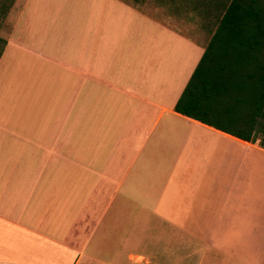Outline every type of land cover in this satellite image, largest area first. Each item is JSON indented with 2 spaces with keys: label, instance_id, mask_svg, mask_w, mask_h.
Returning a JSON list of instances; mask_svg holds the SVG:
<instances>
[{
  "label": "crops",
  "instance_id": "1",
  "mask_svg": "<svg viewBox=\"0 0 264 264\" xmlns=\"http://www.w3.org/2000/svg\"><path fill=\"white\" fill-rule=\"evenodd\" d=\"M214 1L23 0L0 54V264H264V149L174 111Z\"/></svg>",
  "mask_w": 264,
  "mask_h": 264
},
{
  "label": "trees",
  "instance_id": "2",
  "mask_svg": "<svg viewBox=\"0 0 264 264\" xmlns=\"http://www.w3.org/2000/svg\"><path fill=\"white\" fill-rule=\"evenodd\" d=\"M214 9V33L174 111L264 149V0Z\"/></svg>",
  "mask_w": 264,
  "mask_h": 264
},
{
  "label": "rangeland",
  "instance_id": "3",
  "mask_svg": "<svg viewBox=\"0 0 264 264\" xmlns=\"http://www.w3.org/2000/svg\"><path fill=\"white\" fill-rule=\"evenodd\" d=\"M23 0H0V53L4 47L6 38L10 34L15 18ZM165 26L180 31L181 33H188L189 35H194V33L188 29H185L183 25H180L179 22H175L173 20H160ZM218 20H196V26L200 28L206 29L211 33L214 30ZM263 162V160H261ZM244 264H262L263 257L261 256V260L258 263L257 259L247 256L246 251L244 252Z\"/></svg>",
  "mask_w": 264,
  "mask_h": 264
}]
</instances>
